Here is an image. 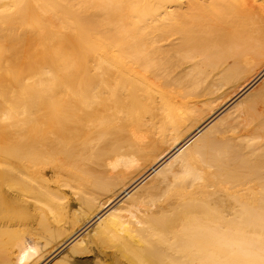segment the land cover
<instances>
[{
  "label": "bare ground",
  "instance_id": "obj_1",
  "mask_svg": "<svg viewBox=\"0 0 264 264\" xmlns=\"http://www.w3.org/2000/svg\"><path fill=\"white\" fill-rule=\"evenodd\" d=\"M0 264H264V0H0Z\"/></svg>",
  "mask_w": 264,
  "mask_h": 264
},
{
  "label": "rangeland",
  "instance_id": "obj_2",
  "mask_svg": "<svg viewBox=\"0 0 264 264\" xmlns=\"http://www.w3.org/2000/svg\"><path fill=\"white\" fill-rule=\"evenodd\" d=\"M147 126H149V124H147ZM150 127V126H149ZM154 137H157V135H154Z\"/></svg>",
  "mask_w": 264,
  "mask_h": 264
}]
</instances>
